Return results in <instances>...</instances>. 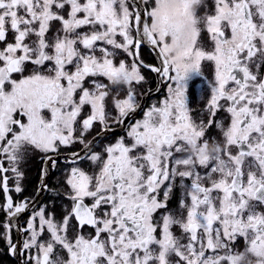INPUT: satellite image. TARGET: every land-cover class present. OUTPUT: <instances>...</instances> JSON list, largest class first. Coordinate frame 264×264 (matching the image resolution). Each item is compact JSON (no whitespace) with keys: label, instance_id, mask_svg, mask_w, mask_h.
I'll use <instances>...</instances> for the list:
<instances>
[{"label":"snow or ice","instance_id":"snow-or-ice-1","mask_svg":"<svg viewBox=\"0 0 264 264\" xmlns=\"http://www.w3.org/2000/svg\"><path fill=\"white\" fill-rule=\"evenodd\" d=\"M37 154L61 209L11 194ZM0 193L23 264H264V0H0Z\"/></svg>","mask_w":264,"mask_h":264},{"label":"flooded vegetation","instance_id":"flooded-vegetation-1","mask_svg":"<svg viewBox=\"0 0 264 264\" xmlns=\"http://www.w3.org/2000/svg\"><path fill=\"white\" fill-rule=\"evenodd\" d=\"M142 55L146 62L148 63H154L155 57L151 53V51L145 47L142 49ZM211 70L210 68L205 65L204 67V74L211 78ZM145 75L147 76L148 83H145L142 86H138L136 88L137 96L141 103H143L145 106L150 105L155 100L162 98L163 95L166 94V84H160L161 91L157 93L155 91L157 87V78L156 74L145 71ZM151 87L153 89L152 93L148 95V89ZM207 85L203 81L202 78H194L192 81L189 82V101L190 105L193 109L199 111L203 104L207 102V91H206ZM140 115L142 113H138L136 118H140ZM224 113H220L217 119H222L224 117ZM134 122V121H132ZM113 128L115 130V134L118 135H124L125 132L123 129L113 125ZM215 129H213V132L215 133ZM92 135H95V132L92 133ZM115 136L109 134L107 140H103V143H107L108 140H114ZM99 146V144H98ZM44 164L41 160V154H37L35 159L29 161V163L26 165V174L23 180V188L24 191L21 194H17L14 191L11 193L12 196L18 200H22L24 197H28L30 200L33 201L29 208V212H31L32 208H35L37 205L42 204H49L51 206L50 202L55 201L56 206L58 209H61L64 204L67 203V201H64L63 196H56L55 191L63 192V189L61 188V182L64 178V163L62 162L60 165V168L56 170L49 169L48 175L45 177V182L48 186L47 190H40V184H41V171L44 168ZM9 176H11V173H9ZM12 185L10 184V187ZM55 190V191H53ZM0 197H2V193H0ZM173 206H175L173 204ZM26 219V216H21L19 218V223L23 224L24 220ZM3 216L0 214V222H2ZM15 224V221L13 222ZM12 239L14 243H17L18 245L22 242L23 235L21 232L17 231L16 227H13L12 229ZM25 260V256L22 252L17 251L15 254H10L8 252L7 244L5 241L0 240V264H23V261Z\"/></svg>","mask_w":264,"mask_h":264}]
</instances>
